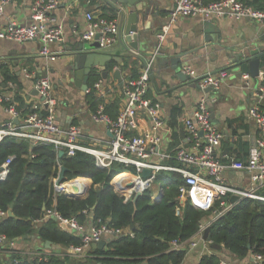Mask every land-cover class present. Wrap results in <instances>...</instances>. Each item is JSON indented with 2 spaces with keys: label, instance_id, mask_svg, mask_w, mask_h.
<instances>
[{
  "label": "built area",
  "instance_id": "1",
  "mask_svg": "<svg viewBox=\"0 0 264 264\" xmlns=\"http://www.w3.org/2000/svg\"><path fill=\"white\" fill-rule=\"evenodd\" d=\"M10 0H0V16L3 15L5 5ZM173 7L169 13V24L179 17H196L203 21H211L221 18H233L236 20L249 19L264 24V10L255 9L240 0H215L205 2L204 0H172ZM58 5L57 0H35L31 7V23L21 26L14 22L8 24L5 30L0 31V38L15 42H26L38 40L42 47L40 54L55 59L48 48V44L63 41V28L56 22L53 13ZM86 28L82 31L74 29L80 42H97L101 50L109 49L117 39L119 26L116 19L96 15L93 12L85 13ZM169 26V25H168ZM168 26L157 34V45L142 67L140 75L135 79L128 80L123 85L124 105L117 117L112 119L105 112V104L98 102L91 119L95 123H103L107 127L110 138L101 142L103 148L88 147L84 144L86 135L81 126H61L56 122L55 107L56 100L52 96V84L48 76L35 80L34 88L40 97V103L35 105L24 117L22 124L17 126L8 121L0 126V142L6 137H18L29 140L32 144H52L58 153L63 150V155H74L77 151L88 153L95 158L96 166L108 168L113 163L124 164L134 167L135 172L125 171V177H116L111 181L115 192L125 201L131 200L135 193H144L152 189L154 181L160 172L177 173L182 177L180 194L177 197L179 207L176 215H181V207L189 202L195 208L201 210L212 209L210 225L214 220L233 208L244 199L264 201V196L258 191L264 187V85L259 86L256 92V102L252 104L247 115L255 124L258 132L253 146L249 151L246 162L231 160L224 163L216 158L215 152L220 146L224 134L211 120L205 96H201L191 116L183 119L185 129V143L188 146L178 148L174 154L160 151L161 138L159 131L163 128L165 121L161 115L160 105L148 96L151 82V70L156 56L160 53L161 46L165 40ZM181 71L187 78L197 84L205 91L206 88L218 89L226 77L225 70L216 73L207 72L198 74L190 65H183ZM92 91L99 99L102 94V80L99 79L84 92ZM0 104L10 114L11 119H18L19 112L15 108L14 94L2 93L0 91ZM137 111L144 112L151 122L153 133L144 137L142 135L130 136L128 129L135 125V114ZM100 141V140H99ZM105 146V148H104ZM10 157L5 160L0 169V179L3 180L8 173ZM174 160L177 165H166L164 161ZM163 163H162V162ZM58 163V173L51 179L52 204L44 209L42 218L34 221L39 225L44 219L51 216L57 217L58 222L65 224L73 234L81 240L80 246L70 245L65 249L59 247L58 253L68 252L79 258L85 255L86 249L92 242H99L109 238L133 236L130 230H123L101 226H89L79 223L77 220H68L58 213L56 208V197L59 194L67 195L73 188L79 192L88 193L91 182L84 177H75L62 183H57L61 165ZM143 169H149L146 178L141 176ZM227 169L246 171L249 173L248 185L244 188L227 183L223 173ZM78 179L86 181L80 187ZM131 183V186L128 184ZM232 195L237 199L230 202ZM82 197V198H83ZM84 213H86L84 211ZM7 212L0 210V218L6 217ZM206 227L200 225L197 233L187 242H171L172 249L196 247L198 240ZM7 239L0 234V248L8 246L10 249L20 247L16 241L5 243ZM208 243V242H207ZM208 247V246H207ZM58 248V247H57ZM210 249V248H209ZM38 260L46 259L51 254L50 249L32 251ZM206 253H211V250ZM260 255H253L254 262H260ZM221 264H229L222 260Z\"/></svg>",
  "mask_w": 264,
  "mask_h": 264
},
{
  "label": "crops",
  "instance_id": "2",
  "mask_svg": "<svg viewBox=\"0 0 264 264\" xmlns=\"http://www.w3.org/2000/svg\"><path fill=\"white\" fill-rule=\"evenodd\" d=\"M34 1L10 0L5 5L3 15L0 16V31L5 30L11 22L21 26L29 25ZM57 1L58 5L53 16L56 22L62 25L63 41L48 44L49 50L56 55L55 59L40 54L42 44L38 40L15 42L0 38V71L2 66H6L15 77L14 81L1 83L0 91L13 94L16 92L24 100L25 108L29 109L25 114L19 112L18 119H11L5 107L0 104V126L8 121L14 122L17 126L22 124L29 111L40 103V97L36 95L34 88L35 80L48 76L52 84V96L57 103L56 122L61 126H81L86 135L84 144L88 147L103 148L104 142L101 141L109 139L110 134L105 124L92 121V109L85 99V93L76 85L75 71L71 67L72 53L80 43L74 29L82 31L86 28V12L113 15V19L119 22L118 14L104 0ZM151 2L153 5L151 18L147 20V26L143 22L140 24V27L147 28V31L143 30L144 32L140 34L139 49L131 50L130 54L123 52L117 35L116 42L106 50L111 56L121 58V64L114 61L107 62L106 79L101 76V71L95 70L100 76L98 80H102L104 96L100 99L95 96L96 99L104 103L105 108L108 104L116 102L117 117L125 100L123 85L140 75L144 63L156 48L157 34L169 25L160 53L152 66L148 91V96L159 103L165 121L159 131L160 151L174 154L178 148L188 146L185 143L183 119L191 116L200 97L205 96L211 120L224 134L215 152L216 158L224 163H229L231 160L246 162L258 136L254 122L247 115V110L256 102L259 86L264 85V63L257 78H251L249 74H240L236 63L241 52L250 54L249 52L256 51L258 52L256 55H260L264 50V24L249 19L236 20L228 17L211 21H203L196 17H179L169 24L172 0H151ZM125 24L126 20L124 26ZM180 55L182 56L177 63L179 69L183 65H190L198 74L225 70L227 75L220 87L206 92L187 77L185 81L179 79L178 72L172 67L174 62L176 65V57ZM110 64L111 67L108 68ZM116 69L120 70V79L115 77ZM173 106H179L181 109L180 114L176 116L175 125L171 123ZM261 106L264 107V103ZM135 125L136 127L131 126L128 129V135L148 137L153 133L151 122L142 111L136 112ZM163 164L177 165L174 160L164 161ZM223 176L228 184L241 188H245L249 182V173L246 171L227 169ZM161 191L158 184L153 185L151 189L153 202H157L154 201L155 197ZM211 217L212 213L201 225L209 227ZM39 244L37 238L31 237L30 241H23L18 245L35 249ZM207 249L209 251L211 247L205 240L203 231L196 247L187 248L182 264H199L200 257L207 252ZM219 255L229 264H250L253 261V254L241 260L224 250L219 252Z\"/></svg>",
  "mask_w": 264,
  "mask_h": 264
},
{
  "label": "trees",
  "instance_id": "3",
  "mask_svg": "<svg viewBox=\"0 0 264 264\" xmlns=\"http://www.w3.org/2000/svg\"><path fill=\"white\" fill-rule=\"evenodd\" d=\"M240 1L255 9L264 10V0ZM101 16L113 18V15ZM0 75V84L15 79L6 66L1 67ZM99 77L93 71L88 76L89 86ZM85 99L89 108L94 111L98 102L94 93H86ZM14 101L18 112L25 114L29 110L16 92ZM105 112L115 119L116 102L108 104ZM180 112L179 106H173L172 125H175L176 116ZM9 157L8 173L3 180L0 179V210L7 212L11 209L13 217L0 218V234L9 240L22 238V242L34 237L40 244L35 249H10L4 246L0 248V264H182L187 247L172 249L171 242L189 241L212 213V209L201 210L186 202L181 207V215H176L179 207L177 197L183 183L182 177L177 173H160L157 176L156 180L162 190L159 201L153 202L152 192L148 190L132 203L115 192L111 181L119 173L135 172L134 167L115 162L108 168H100L96 166L94 156L82 151L58 158L52 144H32L29 140L18 137H6L0 142V169ZM57 162L66 169L65 181L84 177L91 182L90 189L83 198L57 195L56 208L61 217L75 219L89 226L105 224L123 230H129L133 223V236L106 239L104 248L89 247L81 258L68 252L58 253V246L64 249L70 245L80 246V238L72 232H66L51 217L44 219L39 225L34 223L36 219L42 218L44 209L52 204L51 179L58 173ZM258 192L264 196V187ZM208 235L210 239L207 242L212 252L202 255L199 264H221L223 259L219 252L223 250L239 260L249 254L260 255L262 261H252L250 264H264V201H240L210 224ZM45 241L51 243V254L46 259L38 260L32 251L44 249Z\"/></svg>",
  "mask_w": 264,
  "mask_h": 264
},
{
  "label": "water",
  "instance_id": "4",
  "mask_svg": "<svg viewBox=\"0 0 264 264\" xmlns=\"http://www.w3.org/2000/svg\"><path fill=\"white\" fill-rule=\"evenodd\" d=\"M109 6L113 7L119 18L118 26H119V32H118V41L119 45L123 52L125 53H131V50H138L139 44L138 40L140 38V34L145 31H147V28H141L140 24L143 22L144 25L147 26V20L151 18V13L153 11V5L151 0H104ZM124 20H126V24L124 26ZM248 54L247 52H241L239 55V59L237 61V65L239 66V72L240 74H249L251 78H257L260 73V68L262 63H264V50L260 53V55H256L258 52L251 51ZM159 55V54H158ZM157 55V56H158ZM72 64L71 67L75 71V83L77 86L81 88L83 92H85L88 88V76L95 70L101 71V76L106 79L108 70L106 63L109 61L117 62L118 64H121V58L116 56H111L108 51L106 50H100L99 44L97 42L92 43H86V42H80L78 46L75 48V51L72 53ZM182 55L176 57V65L174 62V65L172 69L174 71L178 72L177 77L181 79L182 81H185L186 76L181 71V69L178 68V61L181 58ZM157 58V57H156ZM156 60V59H155ZM120 70L116 69L114 71L115 77L117 79H120ZM212 89L206 88L205 91L209 92ZM36 95H38L36 91ZM17 122V120H16ZM64 152L63 150H59L57 153L58 158H61L63 156ZM65 167L61 166L59 176L57 179V183L64 182V172ZM150 171L149 169H143L141 176L143 178H146L149 175ZM128 186H131V183L128 184ZM85 192H79L77 188H73V191H70L67 196L75 199H80L83 197ZM142 192L139 191L135 193L133 198L131 199V202L134 203L136 198L141 195ZM162 198V191L155 197L154 201H159ZM237 199V196L232 195L230 197V202H233ZM8 217H13V213L11 209L7 211ZM52 219L57 220V217L51 216ZM62 229H64L66 232H71L69 228L65 226V224H60ZM134 228V224L132 223L129 227V230L132 231ZM209 227L207 226L204 229V238L206 241H209ZM22 238H17L13 240L7 239L5 243H9L12 241H16L18 244L22 243ZM106 245V240H101L99 242H92L90 244V247L92 248H99L102 249ZM44 247L46 249L51 248V243L49 241H45Z\"/></svg>",
  "mask_w": 264,
  "mask_h": 264
},
{
  "label": "bare ground",
  "instance_id": "5",
  "mask_svg": "<svg viewBox=\"0 0 264 264\" xmlns=\"http://www.w3.org/2000/svg\"><path fill=\"white\" fill-rule=\"evenodd\" d=\"M125 175H126V174L123 173V174H119V175L116 176V177L122 178V177H125ZM77 183H79V184H77V185H79L80 187H82V185H84V183H86V181L78 179V182H77Z\"/></svg>",
  "mask_w": 264,
  "mask_h": 264
},
{
  "label": "rangeland",
  "instance_id": "6",
  "mask_svg": "<svg viewBox=\"0 0 264 264\" xmlns=\"http://www.w3.org/2000/svg\"><path fill=\"white\" fill-rule=\"evenodd\" d=\"M89 181H90V180H89ZM154 184H158V180H155V181H154ZM20 247H21V246H20ZM59 247H60V246H58L57 250H60ZM26 249H27V248H26Z\"/></svg>",
  "mask_w": 264,
  "mask_h": 264
}]
</instances>
